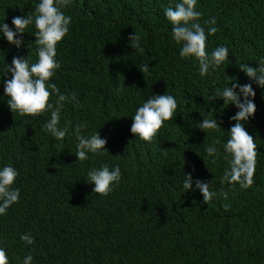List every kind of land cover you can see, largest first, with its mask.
<instances>
[{
	"label": "trees",
	"instance_id": "obj_1",
	"mask_svg": "<svg viewBox=\"0 0 264 264\" xmlns=\"http://www.w3.org/2000/svg\"><path fill=\"white\" fill-rule=\"evenodd\" d=\"M37 2L0 0V21L13 27L12 18L30 14ZM176 2L71 0L64 10L72 20L57 44L61 67L51 82L77 100L63 102L61 126L86 123L85 136L98 130L107 141L104 155L76 162L73 136L55 141L43 130L50 113L14 114L0 97V166L18 170L14 186L20 188L19 202L0 216V246L9 264H22L28 254L32 264H264V89L237 66L256 68L264 56V0H197L201 23L214 17L218 29L206 51L219 45L230 51L229 60L203 78L198 61L180 57L171 39L164 10ZM26 31L19 49L0 39V68L13 57L36 62L35 45L26 46L36 30ZM134 33L142 52L131 47ZM232 80L252 83L256 93V112L245 125L257 146L247 188L221 182L231 163L222 145L237 109L222 100L205 103L213 87ZM166 92L177 101L174 118L150 143L134 137L136 108ZM203 118H216L221 129L203 132L196 127ZM214 138L221 144L213 163L205 146ZM102 164L118 165L122 173L107 196L86 183L87 172ZM184 173L210 183L217 195L206 203L198 189L184 192ZM23 233H31L32 245L20 239Z\"/></svg>",
	"mask_w": 264,
	"mask_h": 264
},
{
	"label": "clouds",
	"instance_id": "obj_2",
	"mask_svg": "<svg viewBox=\"0 0 264 264\" xmlns=\"http://www.w3.org/2000/svg\"><path fill=\"white\" fill-rule=\"evenodd\" d=\"M70 3L71 0H38L30 14L12 18L13 27L5 23V19L0 21V39L6 40L18 49L24 45L23 34L27 32L26 29L32 26L36 30L32 33L36 37L34 43L26 45L28 48L35 45L36 62L30 63L29 56L13 57L10 64L4 62L3 67L0 68V83L3 84V96L0 97H7V106L14 114L36 117L45 111L50 113L43 130L55 141H60L69 135L73 136L77 141L74 153L76 162H84L90 158V155H104L107 141L100 137L98 130L90 136L83 135L82 130L87 128V124L83 122L75 126L66 122L61 126L63 102L76 101L77 96L75 92L66 96L51 82L56 70L61 67L56 59L57 44L70 29L72 17L66 15L64 11ZM196 5L197 0H178L174 7L165 8L164 16L172 25L171 39L180 45V57L198 61L199 75L203 78L205 75L211 76L229 60L230 51L225 45H219L210 52L206 51L208 37L218 30L215 27L216 19L210 17L201 23L199 18L202 14L196 10ZM129 39L135 51H143L139 44L140 38L135 33ZM257 63L259 66L256 68L247 63H237V66L252 83L264 89V56L260 57ZM144 71H147V67ZM9 74L10 78H6ZM234 80L222 87H213L205 103L214 104L217 100H222L223 105H233L237 109L235 114L229 117V120L235 123L227 131L229 138L222 145L224 153L230 154L231 163L224 172L221 182H227L229 185L238 183L241 188H247L253 183L257 146L245 125L256 112L254 103L256 93L252 83L241 85L233 82ZM53 94L56 95V99L50 102L49 98ZM177 107L176 98L167 92L163 95L148 96L131 117L130 132L134 137L150 143L158 131L166 126L165 122L174 118ZM196 127L205 133L208 130L221 129L216 118H203L202 122H197ZM219 144L221 141L214 138L205 146L207 156L213 163L218 155L216 145ZM18 176V170L11 164L0 166V216L6 215L7 210L19 202L20 188L14 186ZM121 177L122 173L118 165L110 168L108 164H102L87 172L86 183L93 185V193L107 196L119 186ZM182 188L184 192L198 189L206 203L217 195L216 192L210 191V183L200 179L194 180L191 173H184ZM224 195L226 198L227 193ZM20 239L27 245L34 243L31 233L21 234ZM32 262L31 254L24 256L22 260V264H32ZM0 264H9V257L3 246H0Z\"/></svg>",
	"mask_w": 264,
	"mask_h": 264
}]
</instances>
